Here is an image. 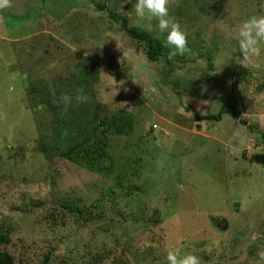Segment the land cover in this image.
<instances>
[{
    "label": "rangeland",
    "instance_id": "obj_1",
    "mask_svg": "<svg viewBox=\"0 0 264 264\" xmlns=\"http://www.w3.org/2000/svg\"><path fill=\"white\" fill-rule=\"evenodd\" d=\"M72 1L0 9V251L13 264H168L175 249L264 264V50L244 68L233 38L264 0H170L190 51L154 60L109 16L146 29L136 0ZM118 115L128 132L113 131ZM98 140L103 170L59 156Z\"/></svg>",
    "mask_w": 264,
    "mask_h": 264
},
{
    "label": "clouds",
    "instance_id": "obj_2",
    "mask_svg": "<svg viewBox=\"0 0 264 264\" xmlns=\"http://www.w3.org/2000/svg\"><path fill=\"white\" fill-rule=\"evenodd\" d=\"M170 0H136L133 5L137 24L152 30L151 21H156L160 33H166L164 46L170 48L169 59L176 55H184L189 52L186 33L181 29L178 21L169 16ZM11 6V0H0V9ZM147 21V23H144ZM234 39L237 40L242 54L241 65L244 68H259V63L253 62V58L259 57L264 50V14H254L241 21L235 30ZM54 95V92H53ZM65 109L72 103L73 98L63 94L60 98ZM88 97L82 89L77 90L75 101L87 103ZM260 261H264V251H259ZM168 264H201L200 258L191 252L181 253L179 249L168 250L166 254Z\"/></svg>",
    "mask_w": 264,
    "mask_h": 264
},
{
    "label": "trees",
    "instance_id": "obj_3",
    "mask_svg": "<svg viewBox=\"0 0 264 264\" xmlns=\"http://www.w3.org/2000/svg\"><path fill=\"white\" fill-rule=\"evenodd\" d=\"M49 0H40L43 4ZM54 1V0H51ZM75 3L73 6H79L84 4V0H76L72 1ZM101 7V5L99 6ZM40 8V6H31V9ZM0 14H7L0 12ZM109 16L119 24V26L129 35L131 38H134L140 42H142L145 46V52L149 59L154 60L159 55L165 52V46L162 42H160L157 38H154L150 31L144 28H138L136 26H132L128 24V19L124 15H118L117 13L109 12ZM232 113L235 117H238L239 111L235 108H232ZM118 122H114L113 131L117 134L128 132L131 129L130 121L126 122V124L121 123L123 117L118 115ZM201 118L200 116H198ZM205 117L214 118L216 120L220 119L219 114H208ZM128 119V117H127ZM104 119L103 123H106ZM109 126V130H110ZM104 131V130H103ZM59 156L67 159L77 165L84 167L89 170H103L105 168V151L102 140H98V142L87 143L86 145L75 144L73 146H69L61 151H59ZM76 211L81 212V209L76 208ZM9 240L8 232H0V245ZM0 264H13V258L7 251H0Z\"/></svg>",
    "mask_w": 264,
    "mask_h": 264
}]
</instances>
